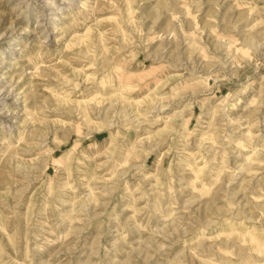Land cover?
Wrapping results in <instances>:
<instances>
[{
	"label": "rangeland",
	"instance_id": "374dc122",
	"mask_svg": "<svg viewBox=\"0 0 264 264\" xmlns=\"http://www.w3.org/2000/svg\"><path fill=\"white\" fill-rule=\"evenodd\" d=\"M0 264H264V0H0Z\"/></svg>",
	"mask_w": 264,
	"mask_h": 264
}]
</instances>
